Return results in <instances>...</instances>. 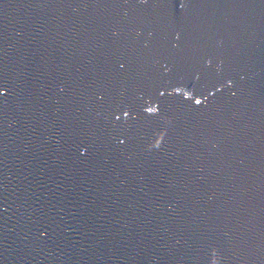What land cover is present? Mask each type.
<instances>
[{
	"label": "water",
	"instance_id": "95a60500",
	"mask_svg": "<svg viewBox=\"0 0 264 264\" xmlns=\"http://www.w3.org/2000/svg\"><path fill=\"white\" fill-rule=\"evenodd\" d=\"M0 264H264V0H0Z\"/></svg>",
	"mask_w": 264,
	"mask_h": 264
}]
</instances>
